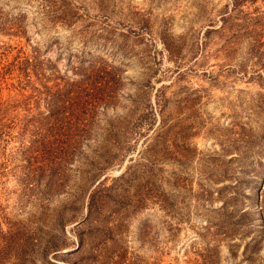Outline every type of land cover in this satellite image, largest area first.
<instances>
[{
	"label": "rangeland",
	"instance_id": "obj_1",
	"mask_svg": "<svg viewBox=\"0 0 264 264\" xmlns=\"http://www.w3.org/2000/svg\"><path fill=\"white\" fill-rule=\"evenodd\" d=\"M0 264H264V0H0Z\"/></svg>",
	"mask_w": 264,
	"mask_h": 264
}]
</instances>
